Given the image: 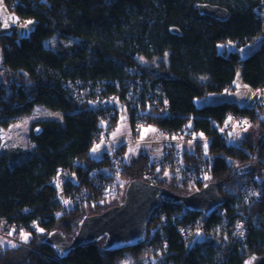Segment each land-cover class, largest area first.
<instances>
[{
  "label": "trees",
  "instance_id": "trees-1",
  "mask_svg": "<svg viewBox=\"0 0 264 264\" xmlns=\"http://www.w3.org/2000/svg\"><path fill=\"white\" fill-rule=\"evenodd\" d=\"M202 2L227 8L230 18L219 21L201 15L195 5ZM4 3L24 20L21 24L28 19L35 24L29 36L0 33V64L9 67L4 80L10 89L0 83V130L37 105L61 113L62 118L35 122L32 150H0V218L30 232L29 243L39 250L3 244L0 264H115L123 250H106L104 239L82 243L66 254L48 239L58 231L72 240L86 216L104 210L105 203H98L100 194L88 177L110 150L100 160L92 150L102 132L120 124L121 105L129 113L135 136L143 127H160L208 139L184 152V160L196 167L194 178L192 171L183 169L186 174L179 178L182 171L172 166L177 159L158 168L144 152L127 160L123 177L141 179L143 171L150 170L156 172V184L182 196L200 189L209 178L220 184L224 198L220 208L228 216V222L218 211L206 218L180 202L164 200L167 221L151 219L147 236L152 231V237L146 236L142 245L132 249H148L147 264H242L251 254H264V134L258 144L246 136L237 146L220 131L230 111L248 115L251 124L264 130V105L196 104L197 98L233 89L238 71L244 83L264 91V0ZM57 35L61 40L47 45ZM256 40L260 45L246 57L228 49L230 44L241 48ZM248 164L250 173L237 174ZM61 170L80 184L68 180L60 185ZM166 171L171 173L170 187ZM256 176L263 180L260 198L244 197L239 184ZM82 186L91 188L96 203L78 197ZM63 193L75 202L68 209L62 204ZM238 221L247 230L244 236L235 228ZM201 227L209 238L199 239Z\"/></svg>",
  "mask_w": 264,
  "mask_h": 264
},
{
  "label": "rangeland",
  "instance_id": "rangeland-1",
  "mask_svg": "<svg viewBox=\"0 0 264 264\" xmlns=\"http://www.w3.org/2000/svg\"><path fill=\"white\" fill-rule=\"evenodd\" d=\"M14 18L15 15L11 13L10 10L7 8V6L4 3V0H0V33L15 31L20 36H29L30 32L34 27L35 20L28 19L25 24H21L20 26L14 28L13 27ZM59 40H61V38L60 36L57 35L52 38H49L46 43L49 46H54L56 42ZM260 43H261L260 40H256L241 48H238L237 46L230 44L228 45V49L232 51H237L242 57H246L250 55L255 49H257ZM222 48H224V46L220 45L219 50H222ZM165 58L166 57H164L163 59ZM141 59L144 60L143 58ZM159 60L160 59H157L156 61ZM0 61H1V56H0ZM257 95H259L260 97L262 96L264 97V91L255 90L246 83H244L242 80L241 72L238 71L236 79L234 81L233 89L225 91L223 93H213L204 98H197L196 104L198 106H203V105L214 104L223 101H237L243 105L254 106L256 104V100L258 97ZM260 99L261 98L257 100V104L259 103ZM261 105L264 104L261 103ZM120 107H121L120 124L114 130H110V131L108 130V134L102 137L100 141H97V143L94 146V148L97 150L95 152L92 150V156L97 160H100L104 155L105 151L110 150L113 152L114 150L117 151L118 148H121V152L124 153L125 159L127 160H129V158L137 157L139 154L143 152L150 154L152 158L159 157L163 150L162 149L163 144L154 143L155 141H152V137L156 130L151 131L150 129H154L152 127L144 128L141 129V133L139 136H135L131 129L128 111L124 109L122 105ZM49 117L62 118V114L57 111H51L43 105H37L31 113H27L24 114L23 116L14 117L10 119L8 123L0 130V150L11 147L14 148L19 147L23 149L32 150L34 148V143L32 141L31 135H32V131L34 130V127L36 126L35 122L38 119H44ZM263 134H264V130L261 129L257 124H251V121L249 119L245 127L239 125V123L234 125V127L231 129L229 133L230 136L228 138V142L229 144L238 146L242 142V139L244 137L252 136L253 140L255 141V144H258L259 137L262 136ZM161 136L159 135V138H161ZM201 137L203 138L204 136L202 134L194 135V137H189L188 134L183 135L181 139H183L184 142L180 143L179 146L180 149L185 151L187 149L188 150L194 149L196 143L198 142L197 141L198 138ZM204 138H203L204 142L205 140L206 141L208 140L206 137ZM97 145H99L100 147L97 148ZM164 176L169 179L168 187H170L172 185L171 184L172 182L170 180L171 173L169 171H166L164 172ZM130 181L132 180L123 177V172H122V175L120 177L119 193L116 195L117 198L113 200L110 199V201H108L104 205V210L112 206L118 205L124 201L125 193L127 187L129 186ZM207 181L209 182L210 179L207 178ZM246 181L247 180H245V182ZM243 182L239 184V187ZM174 191L176 192V194H178L177 193L178 191H176L175 189ZM252 195H253L252 192L248 193V197ZM91 215H95V214H91ZM25 234H27L28 236L27 240L23 238ZM152 235L153 233L152 231H150V233L147 236V239H150ZM30 237H31V233L25 230L17 234V238L23 244L20 246L26 247L30 250L39 251L36 247L32 246L29 243ZM204 238H209V237L204 234H202V236L199 237V239H204ZM1 244L8 245L11 243L3 240L1 241ZM148 253L150 252L146 248L141 249L139 251L133 249H125L115 257L114 261L115 264H147L146 256Z\"/></svg>",
  "mask_w": 264,
  "mask_h": 264
},
{
  "label": "water",
  "instance_id": "water-1",
  "mask_svg": "<svg viewBox=\"0 0 264 264\" xmlns=\"http://www.w3.org/2000/svg\"><path fill=\"white\" fill-rule=\"evenodd\" d=\"M195 8L201 15L219 21H227L231 16V12L227 8L213 3H197ZM39 131V129L36 130L37 133ZM251 169V164L241 166L237 169V174L246 175L251 172ZM219 187V183L209 181L200 189L182 196L167 187L135 179L130 181L122 203L112 206L100 214L86 216L81 221L72 241L58 231L53 232L48 241L60 254H66L82 243L98 242L103 239L106 250L132 249L144 242L152 212L161 201L173 199L182 203L186 209L208 217L224 203ZM242 264H264V254H251Z\"/></svg>",
  "mask_w": 264,
  "mask_h": 264
},
{
  "label": "built area",
  "instance_id": "built-area-1",
  "mask_svg": "<svg viewBox=\"0 0 264 264\" xmlns=\"http://www.w3.org/2000/svg\"><path fill=\"white\" fill-rule=\"evenodd\" d=\"M23 22H24V20L22 18L15 16L13 26L17 27V26L21 25V23H23ZM8 70H9V67L7 65H3V64L0 65V83H3L5 88H7V90H10L8 82L6 80H4V75ZM257 96H258L257 100L259 98H261L260 99L261 101L259 100L258 104L263 103L264 97L262 95H261L262 97H260L259 95H257ZM257 100H256L255 105H258ZM253 105H254V103H253ZM247 119L249 121L250 118L246 114L232 112V111L228 112L225 115L224 124H223L222 128L220 129L221 134H223V135L229 134L231 129L234 127V125H236L238 123H239V125L245 127L248 123ZM144 128L145 127L141 128V129H144ZM152 128H154V130H156L154 132L153 137H152V141H155L154 143L163 144V148H162L163 150H162L161 155L159 157L152 158V164H154L158 168H163L166 164H171L170 163V161H172L171 158H175V159H177V163L172 165L173 168L174 169L176 168L178 171L183 169L184 172L185 171H187V172L192 171L191 175L194 178L196 167L194 164L189 163L186 160H184L183 156H184L185 150H182L179 147L180 143L184 142V140L181 139L183 137V135L180 136V135L174 134L172 131L163 130L160 127H152ZM107 134H108V130H105L104 132H102L100 139L102 137L106 136ZM159 135L160 136L162 135L161 138H159ZM163 135L164 136L166 135V136L164 137ZM194 135H196V134L188 133L189 137H194ZM203 138L202 137L198 138L197 141H204ZM126 163H127V159H125L124 153L121 152V148H118L117 151H115V150L113 152L110 151L108 153V155L106 156V158L103 159L101 164L90 169L88 179L93 183V186L97 189V191L99 192L100 197H101V200L98 203H105L106 204L108 201H110V199L113 200V199L117 198L116 195L119 193L120 177H121L122 172L126 166ZM183 171L178 173L179 174L178 176L181 179H183L182 176H184L186 174V173H184V175H183ZM156 177H157L156 172H153L150 170H144L142 173L141 179L145 180L149 183L156 184V181H157ZM68 178L69 177H68L67 171L61 170L58 174L57 180L60 182V185H63L68 180L74 181L77 186L80 184V182L77 181L75 178L74 179H70L71 177L69 179ZM192 179H189V180H192ZM262 186H263V180L261 178H258V176H256L254 178V181H250V180L246 181V182L244 181L240 185L239 190H240V192H242L244 194V197L247 198L248 193L252 192L253 195L251 197H255V199H257V198H260V196H261ZM78 197L84 199L85 201H87V203L90 202L91 204H93V203L97 202V200L95 199V196L92 195L91 188H89L87 186L81 187V189L78 191ZM74 203L75 202H73V199L71 196H69L66 193H63L62 204H63L64 208L66 207L68 209V208L72 207L74 205ZM220 207H218L214 213H216L218 211V213H220V215L225 219V221L228 222V216H227L226 212ZM59 213H57L56 215H58ZM204 217H206V216H204ZM208 217H210V216H208ZM208 217H206V218H208ZM158 218L163 220V221L164 220L167 221V217L164 213V201H161L159 206H157V208H155V210L152 212L151 219H158ZM180 218H181V216L179 217V219ZM155 224H157V223H155ZM235 228L237 229L240 236L246 235L247 230L244 226V223L238 221L235 224ZM20 232H21V229L12 225L7 219L0 218V250H2V247H3V245L1 244V241H3V240L7 241L11 244L23 245L22 242L17 238V234ZM199 234L200 235L204 234L203 227L200 228ZM145 240H146V238H145ZM145 240H144V242H145Z\"/></svg>",
  "mask_w": 264,
  "mask_h": 264
},
{
  "label": "snow or ice",
  "instance_id": "snow-or-ice-1",
  "mask_svg": "<svg viewBox=\"0 0 264 264\" xmlns=\"http://www.w3.org/2000/svg\"><path fill=\"white\" fill-rule=\"evenodd\" d=\"M29 23H31V22H29ZM151 131H155L154 129H150ZM100 146L99 145H97V148H99ZM97 149H93V151L95 152ZM41 231H43L42 229H41ZM23 238L25 239V240H27V238H28V236H27V234H25L24 236H23Z\"/></svg>",
  "mask_w": 264,
  "mask_h": 264
},
{
  "label": "flooded vegetation",
  "instance_id": "flooded-vegetation-1",
  "mask_svg": "<svg viewBox=\"0 0 264 264\" xmlns=\"http://www.w3.org/2000/svg\"><path fill=\"white\" fill-rule=\"evenodd\" d=\"M175 193V192H174Z\"/></svg>",
  "mask_w": 264,
  "mask_h": 264
}]
</instances>
